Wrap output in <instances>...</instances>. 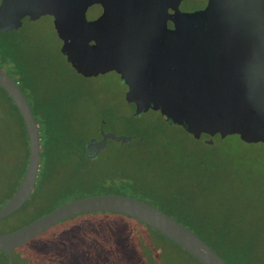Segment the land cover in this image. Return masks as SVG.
<instances>
[{
  "label": "water",
  "instance_id": "1",
  "mask_svg": "<svg viewBox=\"0 0 264 264\" xmlns=\"http://www.w3.org/2000/svg\"><path fill=\"white\" fill-rule=\"evenodd\" d=\"M179 1L171 0L174 27L166 38V54H156L153 36L144 48L140 39L137 44L132 0L104 1L103 13L94 21H87L84 12L89 3L101 0H0V32L49 16L61 41L59 51L70 66L84 77L117 72L126 85V101L134 105V116L146 110L157 111L167 123L180 126L209 146L228 134H236L247 143H264V0H208L204 10L191 13L179 11ZM111 11L113 17H119V25L109 29L105 25ZM105 34H112L111 41L122 34V40L119 38L117 46L108 44ZM0 87L20 114L27 136L25 171L0 206L2 219L17 210L32 192L40 144L38 126L25 95L1 67ZM100 136L85 143L87 156L106 148L107 140L123 143L132 139L102 130ZM92 212L135 219L201 264H227L169 215L142 200L118 194L64 202L0 234V251L6 253L8 264H13L12 250L16 247L59 222Z\"/></svg>",
  "mask_w": 264,
  "mask_h": 264
},
{
  "label": "rangeland",
  "instance_id": "2",
  "mask_svg": "<svg viewBox=\"0 0 264 264\" xmlns=\"http://www.w3.org/2000/svg\"><path fill=\"white\" fill-rule=\"evenodd\" d=\"M12 32L15 57L21 63L16 66L15 60L9 59L7 70L12 76L15 71L23 73L20 87L38 126L40 154L33 190L21 207L0 219V234L17 229L60 201L103 194L145 201L152 196L161 198L164 194L158 192L176 185H172V176L165 177L159 170L165 172L168 167L167 172L173 169L172 172L181 174L174 167L183 159L184 176L191 177L197 173V163L208 164L201 156L206 154L216 157L213 161L218 173L226 175L212 180L207 188L208 197H199L222 216L224 209H229L228 221L251 240L250 264H264V143H247L236 134H228L219 143L207 146L180 126L167 123L157 111L146 110L134 116L132 105L124 97L125 86L116 73L84 77L67 64L59 51V40L49 16L25 21ZM1 100L14 113L4 96ZM100 128L104 133L144 137L147 143L142 153L149 156L158 173L135 163L140 150H133L136 144L128 142L114 145L111 141L109 148L86 158L77 157L72 146L73 154L61 153L60 162L51 164L45 145L46 129L57 135V142L67 148L69 144L78 146L100 134ZM22 137L12 141L14 153L0 160V206L20 182ZM60 149L65 152L63 146ZM45 168L52 170L44 174ZM123 170L127 176H123ZM132 178H142L148 184L145 188L150 190L136 188ZM83 222L88 224L69 230L71 222L65 220L22 244L12 252L15 264H137V243L124 238L123 230L127 226L139 228L136 223L101 212L85 215ZM105 222L114 226H104ZM42 246L46 248L39 251ZM0 264H3L2 252ZM148 264H155L154 260ZM161 264L169 262L164 259Z\"/></svg>",
  "mask_w": 264,
  "mask_h": 264
},
{
  "label": "trees",
  "instance_id": "3",
  "mask_svg": "<svg viewBox=\"0 0 264 264\" xmlns=\"http://www.w3.org/2000/svg\"><path fill=\"white\" fill-rule=\"evenodd\" d=\"M12 31L13 30L0 32V67L8 75H10V73L7 70L9 59H14L15 60L14 65L16 66L20 65L21 63V61L15 57L14 52L16 49V44L14 43L13 39H11L12 37H10V35L13 33ZM10 76L15 81H17V84L21 89L20 80L23 79V73L19 71H15L14 76L12 75ZM2 96H4L9 101L14 113H11L10 109H8L7 106L6 108L4 107V104H2V100H1ZM132 111H133V105H132ZM31 112L34 116L32 109ZM18 128L20 130L19 133H18ZM45 132L47 135V139L45 143L46 151L49 155L51 164L53 166H55L54 164H57L56 162H60L59 160H61L62 157L60 155L61 153H63V156H65V154L68 152L70 154H73V151L75 149L76 152L74 151V153H76L77 157L80 156L82 158H86L83 152L84 143L78 146L69 144L68 147L66 148L63 143L57 142L58 140L57 135L51 133L48 129H46ZM21 134L23 135V137L21 136ZM11 135H12V139H11ZM20 137L23 138L22 140L23 169L21 174L22 177L27 163V136L24 130V126L20 114L18 113L11 99L0 87V160L2 159L3 156L8 157V155L11 156L14 153L15 150L13 148L15 147V144L12 141H14L16 138L20 139ZM112 143L114 145L115 144L118 145L119 142L117 143L112 142ZM128 143L136 144L134 145L135 148H133V150H140L138 154L139 155L138 158L135 157L137 158L135 163H138L139 166L142 165V167H144L147 171H150L151 173L153 172L154 174L158 173L157 166L154 168V165L149 159V156L142 153V151L144 152L146 150L145 148L147 143L144 137L141 136L132 137V139ZM60 146L64 147L65 152L62 151V149H60ZM70 149L72 150L71 152ZM14 155H16V152ZM201 156L203 160L208 161V164L204 165L202 162L197 163L196 166L197 173L191 174V177L184 176L186 170H185V162L183 159H181L180 164L174 167L176 170H179L181 174L172 172L174 171L173 169H170L167 172L168 167L166 168L165 172L159 170V174L164 173L165 177L172 176V185H176V186H174L170 190H167L166 192H158L160 194H164V196L161 198L152 196V198L150 197L149 201H145V200L142 201L156 207L157 209L161 210L162 212L169 215L170 217L181 223L183 226L187 227L189 230L194 232L227 264H250L249 257L251 255V246H250L251 240L248 239L249 236L242 235L238 231V229H236V227L228 221V217L230 216L229 209H224L222 216L221 213H218L219 210L215 208H211L210 206L206 205L203 202L202 198L199 197V195L200 196L204 195L208 197L209 194L207 192V188H209V186L211 185L212 180L214 178L221 179L226 175L225 172L224 173L222 172L221 174L218 173L219 170L217 168V164L213 161L216 159V157L206 154H202ZM124 167L125 165L123 166V169ZM47 170H52V169L45 168L44 174H47L46 173ZM123 176H127L124 170H123ZM18 183L19 182L15 184L14 189L8 194L7 198H9L11 194L14 192ZM147 185L148 184L145 183L142 178L133 179V186H135L136 188L138 187L143 190H150L148 188H145L147 187ZM193 186L194 189H191ZM55 190L57 191L58 189L55 188ZM55 190H53V193L54 192L56 193ZM64 202L65 201H60L54 207ZM54 207L49 208L46 212L50 211ZM101 213H107L110 215H117L127 218L128 220L136 223L139 226V228H136L134 226H127L126 228H123L124 238L128 239L129 241H133V242L135 241L137 243L135 247L136 249L135 252L138 255L137 264H148V261L150 260H154L155 264H161L164 259H166L169 262V264H201L198 260H196L190 254L185 252L182 248H180L179 246H177L176 244H174L169 239L159 234L155 230L146 226L145 224L120 214L109 213V212H101ZM87 214L90 213L80 214L72 218L66 219V220H70L71 222V225L69 226V230L71 229L70 227L78 228L82 225H87L88 223L83 222L84 217ZM103 225L107 227H112L114 226V223L105 222L103 223ZM59 233L60 232H58L57 234ZM43 246L40 248L39 251L43 250V248H46V246L45 247ZM18 247H16L15 249H17ZM15 249H13L12 252ZM0 252L3 253V264H8L6 253L4 251H0ZM132 253L133 255L135 254L134 252ZM13 264H15L14 259H13Z\"/></svg>",
  "mask_w": 264,
  "mask_h": 264
},
{
  "label": "flooded vegetation",
  "instance_id": "4",
  "mask_svg": "<svg viewBox=\"0 0 264 264\" xmlns=\"http://www.w3.org/2000/svg\"><path fill=\"white\" fill-rule=\"evenodd\" d=\"M104 1L107 3L108 0H101V2H92L88 4L84 12L85 19L87 21H94L103 13L102 4ZM120 1H122L123 3V0H120ZM132 2L134 5V14H136L137 16L135 18V22H136L135 27H136V30L138 31L137 36H136L137 38L136 40H138L137 44L139 45V43L142 42L143 44L142 47L144 48L145 43L150 41L149 37L153 36L152 38L154 39L156 54L157 55L166 54V38H167L168 32H170L174 27L173 22H172V14L174 10H173L171 0H132ZM207 2L208 0H180L177 7H178V10L181 12L191 13L194 11L204 10L207 6ZM114 14H115L114 11H111L110 12L111 17L106 18V25H105L106 28L109 27V29H112L113 27H117L119 25V17L118 18L113 17ZM135 27L133 26V28ZM111 36L112 34H105L106 43L109 44L110 42H112L114 45L117 46V41L119 40V38L122 40V34H119V36H117V38H115L113 41H111ZM139 39L141 40V42L139 41ZM60 43L61 41L59 40V44ZM67 64L70 66L68 62ZM107 72H114L119 77V74L115 72L114 70H109ZM124 86L126 90V85L124 84ZM133 109H134V105H133ZM99 130L101 131L102 128H100ZM100 138H101L100 134H97L96 136H91L87 140H85L84 146H85V143H87L90 139L99 140ZM109 142H111V140L106 141L107 143L106 148L110 146ZM83 152H84V155L88 157L86 154L85 147H83ZM89 152L93 153V148L89 150ZM97 153L98 152H96L94 155H96Z\"/></svg>",
  "mask_w": 264,
  "mask_h": 264
}]
</instances>
